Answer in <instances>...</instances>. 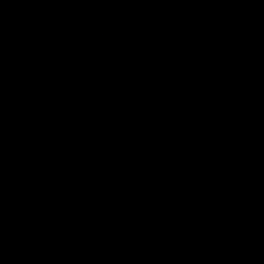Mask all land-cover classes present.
<instances>
[{
  "label": "water",
  "instance_id": "water-1",
  "mask_svg": "<svg viewBox=\"0 0 264 264\" xmlns=\"http://www.w3.org/2000/svg\"><path fill=\"white\" fill-rule=\"evenodd\" d=\"M0 264H264V0H0Z\"/></svg>",
  "mask_w": 264,
  "mask_h": 264
}]
</instances>
